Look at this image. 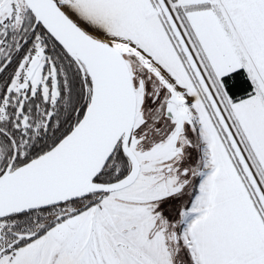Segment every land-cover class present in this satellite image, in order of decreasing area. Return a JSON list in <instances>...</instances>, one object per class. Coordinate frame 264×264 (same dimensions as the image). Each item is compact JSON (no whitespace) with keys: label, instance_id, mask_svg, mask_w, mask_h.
Returning a JSON list of instances; mask_svg holds the SVG:
<instances>
[{"label":"snow or ice","instance_id":"1","mask_svg":"<svg viewBox=\"0 0 264 264\" xmlns=\"http://www.w3.org/2000/svg\"><path fill=\"white\" fill-rule=\"evenodd\" d=\"M0 264H264V0H0Z\"/></svg>","mask_w":264,"mask_h":264}]
</instances>
